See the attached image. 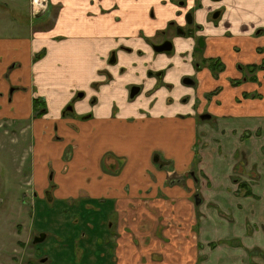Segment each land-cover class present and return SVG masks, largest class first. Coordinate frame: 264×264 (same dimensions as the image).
<instances>
[{"label":"crops","instance_id":"crops-1","mask_svg":"<svg viewBox=\"0 0 264 264\" xmlns=\"http://www.w3.org/2000/svg\"><path fill=\"white\" fill-rule=\"evenodd\" d=\"M45 1L32 12L31 0H0V124L33 139L36 191L88 180L86 196L49 193L48 207L78 195L94 216L74 220L76 263L61 242L45 264H264V0ZM23 3L24 21L13 15ZM187 14L196 37L174 36L173 58L153 52ZM199 36L201 57L224 66L217 77L193 68ZM251 65L255 81H243L239 66ZM133 84L143 90L131 99ZM69 104L76 116L62 115ZM116 139L131 156L109 150ZM215 143L228 155L218 170L202 161Z\"/></svg>","mask_w":264,"mask_h":264},{"label":"rangeland","instance_id":"rangeland-1","mask_svg":"<svg viewBox=\"0 0 264 264\" xmlns=\"http://www.w3.org/2000/svg\"><path fill=\"white\" fill-rule=\"evenodd\" d=\"M24 1L25 0H23V2ZM178 3L179 2H177V4ZM23 9L24 3L22 8L13 9L14 17L16 18L18 15L20 19L24 14ZM20 12L21 15H19ZM213 14L215 15L216 13ZM13 15L9 14V17ZM220 18L221 16L218 19ZM21 20L24 21L23 18H21ZM32 21L35 22L36 20L32 19ZM26 23H28V20H26ZM195 26L198 28L200 26L193 25L192 27L191 25L193 31H198ZM161 36V39L156 38L155 42H160L164 38L170 41L174 38L175 34L172 29L167 28L166 32ZM192 37H195V34H193ZM163 55L165 56L162 58H173L174 52ZM252 75L253 74L250 73L248 78ZM252 77L255 78V75ZM250 81L254 82L255 79H251ZM37 107L40 108V106ZM201 122L202 121L199 123ZM83 124H88V122L86 121ZM213 124V122L210 123L211 126ZM26 132L27 129L20 126L0 124V264H39L37 262L38 256L36 257V252H40L39 256L48 253L50 260H52L53 251L54 249H58V245H60L59 243L61 242L64 246H70L71 248L67 253H64V255H66L64 258L69 263H76L78 258L76 257L75 250L79 248V233L83 232V227L78 225L74 220L84 221L88 219L86 223L91 224L94 216L90 215L86 207H84L85 203L77 198L79 197L78 195L71 197L67 196L65 199L70 197L72 200H64L62 204L53 199L52 204H54V206L48 207L47 199H49V197L46 192H48V194L51 193L53 198L56 197L57 191L61 193L62 196L73 195L79 192V195L84 197L86 193L82 192L84 191L82 186L88 183V180L85 179L84 183L83 178L75 179L74 181L69 179V184L66 186V189H56L51 192L38 189L36 191L31 178L33 171L30 152L33 139L29 137ZM190 136V131L184 133V143L190 140ZM117 141L119 140L109 141L112 142L109 144L111 148L109 150L112 152H117V150L124 151L127 156H131L129 154L130 152L123 149L122 143ZM159 142L163 144L162 139ZM216 143L213 147L216 151L214 156L208 154L202 158L203 163L213 164V170L219 169L218 162L220 160L222 162L228 160L225 149L223 148L220 150L219 145ZM145 150L148 152L149 148H145L141 154L147 153ZM36 155H42V152ZM107 156L108 155H104V157ZM68 163L70 164L71 161L69 160ZM43 176H45V174H43ZM46 179L48 183H50V172L47 174ZM51 187L52 185H50V189H52ZM212 194L213 193L210 192V195ZM42 197V200H44L43 202H41L40 199ZM100 219V217H97V221ZM32 230L34 232L46 234V240L33 247L30 240L35 233H31ZM74 233H76V235ZM98 237H101V235ZM81 243H83V241ZM50 247L52 249L47 251ZM60 258H63V255H61ZM60 258H56V263L53 264H59L58 260H60ZM84 264L89 263L85 262ZM97 264L101 263L99 262Z\"/></svg>","mask_w":264,"mask_h":264},{"label":"flooded vegetation","instance_id":"flooded-vegetation-1","mask_svg":"<svg viewBox=\"0 0 264 264\" xmlns=\"http://www.w3.org/2000/svg\"><path fill=\"white\" fill-rule=\"evenodd\" d=\"M179 3L178 4H180L181 5V7H184V0H179L178 1ZM214 13H216L215 15L217 16V14H218V11H216V12H214ZM170 25V26H169ZM168 25V27H171V29H172V31L174 32V34H175V36H181L182 38H190V37H192L193 36V34H196V32L197 31H193V29H192V27H193V25H192V27H191V25H188L187 27L188 28H186V29H184V24L182 25V26H176L175 25V23L174 22H171V24H169ZM195 28H196V30H198L199 31V29H200V27L198 28L197 26H195ZM164 32H166V30H164V31H162V32H160V34L162 35V34H164ZM178 32H182V34H178ZM196 37V36H195ZM192 38H194V37H192ZM198 38H202L201 36H199V37H197L196 38V43H195V46L193 47V51H192V57H193V68L196 70V71H199L200 69H202V68H206V67H204V60H208V59H210V58H208V59H204V58H202L201 57V53H202V51H203V49H204V40H203V38H202V40H203V47L201 48V49H199L200 51H196V49H197V40H198ZM148 43H151L149 40H146ZM165 41H169V40H167L166 38H164L162 41H160V42H157V44H150L151 46V48L153 47V46H159V45H161L163 42H165ZM171 44H172V50H174V45H173V42H172V40H170L169 41ZM153 50V49H152ZM172 50L170 51V52H172ZM154 52V51H153ZM166 53H169V52H166ZM197 58H198V60H197ZM213 60H215V61H217L219 64H221V65H223L221 62H219V60L218 59H213ZM113 61H114V55L113 54H111L110 55V59H109V63H113ZM248 67V66H247ZM245 68L246 67H241V66H239V69H240V71H242V73H243V81H250V80H247L246 79V77L244 78V76H249V74L248 73H246L245 72ZM209 71H210V69L209 68H207ZM223 69H224V66H223ZM211 72V71H210ZM222 72V71H221ZM211 74H212V72H211ZM219 74V73H218ZM218 74H217V76H218ZM245 74V75H244ZM149 75H155L156 77H159V78H161L162 77V75H163V73L160 71V72H157V73H155V74H149ZM212 76L213 77H217V76H214L213 74H212ZM186 81H187V83H188V81H189V85L191 86V87H194L195 85H196V82L194 81V80H191L190 78H186L185 79ZM241 81V80H240ZM231 84L232 85H236V84H239V82L237 81V82H231ZM94 86H95V84H94ZM133 86H138L139 88H140V91H139V93L143 90V86L140 84V85H137V84H133V85H131L130 87H129V94H130V90H131V88L133 87ZM92 87H93V85H92ZM218 90L219 89H216V90H214L212 93H217L218 92ZM138 93V94H139ZM79 94H82V96L81 97H83V93H79ZM79 94H78V96H79ZM137 94V95H138ZM136 95V96H137ZM135 96V97H136ZM81 97H79V98H81ZM244 97H246V95L244 94ZM130 98V97H129ZM68 108H71L70 110H68ZM72 110H73V108H72V106H71V104H69V106L67 107V108H65L64 110H63V112H62V115L63 116H67V115H73V116H76V115H74V113L72 112ZM203 116H206L205 114L204 115H201L200 117H203ZM86 117H88L87 115L86 116H80V119H83V118H86ZM47 193V195H49L48 194V192H46ZM44 237V238H43ZM40 238H43V241L42 242H44L45 240H46V234H43V233H38V234H34V235H32V237H31V240H30V243L33 245V247L35 246V245H38V244H40V243H42V242H39V243H34L36 240H39ZM38 251V250H37ZM39 251H40V249H39ZM39 254H40V252H36V257L38 256V259H37V262L39 263V264H45V256L43 255V256H39ZM264 256V255H263ZM28 264H30V263H28Z\"/></svg>","mask_w":264,"mask_h":264},{"label":"trees","instance_id":"trees-1","mask_svg":"<svg viewBox=\"0 0 264 264\" xmlns=\"http://www.w3.org/2000/svg\"><path fill=\"white\" fill-rule=\"evenodd\" d=\"M204 62V67H206V68H209L210 69V71L212 72V74L214 75V76H217V74L218 73H220L221 71H223V65H221V64H219L217 61H215V60H213V59H208V60H204L203 61ZM258 70V67L257 66H255V65H251V66H248V67H246L245 68V72L246 73H248V74H253V75H255V72ZM252 75V76H253ZM251 76V77H252ZM246 77V79L247 80H251V79H255V78H248V76L246 75V76H244V78ZM40 104H41V102H40V100H37V99H35L34 101H33V109H34V111L36 112V115H40V114H42V111H44V110H39L40 108H38L37 106H40ZM44 113V112H43ZM237 193L238 194H243L244 195V197H248V196H251L252 194H251V191H249V189H246V185L244 184V183H239L238 184V189H237Z\"/></svg>","mask_w":264,"mask_h":264},{"label":"water","instance_id":"water-1","mask_svg":"<svg viewBox=\"0 0 264 264\" xmlns=\"http://www.w3.org/2000/svg\"><path fill=\"white\" fill-rule=\"evenodd\" d=\"M213 1H217V0H213ZM217 17L216 15H214V18ZM186 23L188 25H192V16L190 14L186 15ZM178 34H182V32H178ZM203 47V40L202 38H198L197 40V49L196 51H200L199 49H201ZM153 51L156 53H166V52H170L172 50V44L169 41H165L163 42L161 45L159 46H153L152 47ZM140 91V88L138 86H133L130 90V94L129 97L132 99L134 98ZM82 94H79L78 97H81ZM71 108H68V110H70ZM204 118H209V116H203L200 119H204ZM44 238V237H43ZM43 238H40L39 240H36L34 243H39L43 241Z\"/></svg>","mask_w":264,"mask_h":264},{"label":"built area","instance_id":"built-area-1","mask_svg":"<svg viewBox=\"0 0 264 264\" xmlns=\"http://www.w3.org/2000/svg\"><path fill=\"white\" fill-rule=\"evenodd\" d=\"M32 12H40L45 9L46 1L45 0H31L30 2Z\"/></svg>","mask_w":264,"mask_h":264}]
</instances>
